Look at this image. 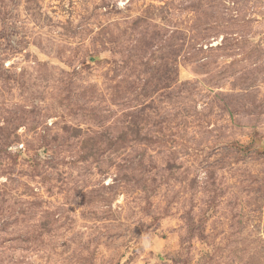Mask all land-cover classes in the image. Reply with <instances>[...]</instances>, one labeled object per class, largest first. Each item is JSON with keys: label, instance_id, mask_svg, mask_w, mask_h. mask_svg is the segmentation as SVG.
<instances>
[{"label": "rangeland", "instance_id": "obj_1", "mask_svg": "<svg viewBox=\"0 0 264 264\" xmlns=\"http://www.w3.org/2000/svg\"><path fill=\"white\" fill-rule=\"evenodd\" d=\"M0 264H264V0H0Z\"/></svg>", "mask_w": 264, "mask_h": 264}, {"label": "clouds", "instance_id": "obj_2", "mask_svg": "<svg viewBox=\"0 0 264 264\" xmlns=\"http://www.w3.org/2000/svg\"><path fill=\"white\" fill-rule=\"evenodd\" d=\"M143 244H144L145 247L149 246L147 238H145V241L143 242Z\"/></svg>", "mask_w": 264, "mask_h": 264}]
</instances>
